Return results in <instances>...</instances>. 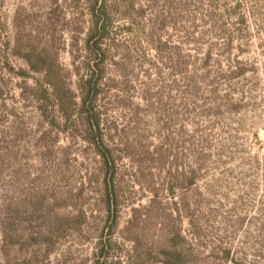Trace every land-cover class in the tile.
Masks as SVG:
<instances>
[{"label":"rangeland","instance_id":"obj_1","mask_svg":"<svg viewBox=\"0 0 264 264\" xmlns=\"http://www.w3.org/2000/svg\"><path fill=\"white\" fill-rule=\"evenodd\" d=\"M49 49L64 111L17 54ZM0 264H264V0H0Z\"/></svg>","mask_w":264,"mask_h":264},{"label":"trees","instance_id":"obj_2","mask_svg":"<svg viewBox=\"0 0 264 264\" xmlns=\"http://www.w3.org/2000/svg\"><path fill=\"white\" fill-rule=\"evenodd\" d=\"M96 2V0H95ZM94 9V7H93ZM100 10H93L89 18V26L86 30L85 39L83 40L82 56L84 60L80 66H75V74L77 75V90L85 113H91L93 117L98 115V112L93 107L96 96L100 88L101 63L104 59V52L101 49V41L108 34V21L101 14ZM27 63L29 69L34 72H43L45 83L53 89V95L56 98L57 107L64 111L72 101V91L63 83L62 68L52 59V51L49 49L31 53L30 51H17ZM177 60L174 63L176 69H181V54L177 53ZM245 68L237 66L234 71L230 72L231 76H239L243 74ZM199 80H188L185 84L188 90L198 88ZM96 121V127H98ZM94 126L93 124L91 125ZM100 140V139H99Z\"/></svg>","mask_w":264,"mask_h":264}]
</instances>
